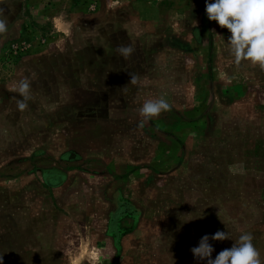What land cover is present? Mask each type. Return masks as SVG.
Segmentation results:
<instances>
[{
    "label": "rangeland",
    "instance_id": "1",
    "mask_svg": "<svg viewBox=\"0 0 264 264\" xmlns=\"http://www.w3.org/2000/svg\"><path fill=\"white\" fill-rule=\"evenodd\" d=\"M0 20L3 264H207L190 249L217 230L213 259L250 232L264 264V71L205 0H0Z\"/></svg>",
    "mask_w": 264,
    "mask_h": 264
},
{
    "label": "clouds",
    "instance_id": "2",
    "mask_svg": "<svg viewBox=\"0 0 264 264\" xmlns=\"http://www.w3.org/2000/svg\"><path fill=\"white\" fill-rule=\"evenodd\" d=\"M205 13L209 21H214L221 29H227L230 33L226 42L227 50L234 57L237 67L247 61L251 66L264 71V0H205ZM6 32V21L0 20V34ZM134 52L135 48L131 43L119 44L116 47L117 55L125 61L130 59ZM129 75V83L137 84L139 77L133 73ZM30 87L29 79L24 78L11 89L20 97L16 100L17 110L20 112L29 107ZM171 108L172 105L163 96L144 101L137 109L141 117L137 127L143 128L147 122L171 111ZM217 216L225 225L219 211ZM210 239L222 242L231 237L228 232L220 230L211 236L204 235L198 246L190 249L195 259L206 260L207 264H262L260 252L253 244L254 237L250 232L241 234L230 248L221 250L215 259L212 258L214 248L209 243ZM0 264H3L2 256Z\"/></svg>",
    "mask_w": 264,
    "mask_h": 264
}]
</instances>
